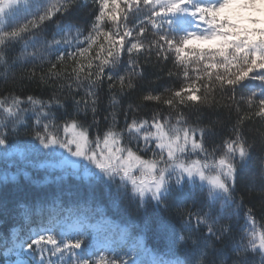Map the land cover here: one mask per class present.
<instances>
[{"label": "snow or ice", "instance_id": "obj_1", "mask_svg": "<svg viewBox=\"0 0 264 264\" xmlns=\"http://www.w3.org/2000/svg\"><path fill=\"white\" fill-rule=\"evenodd\" d=\"M93 4L97 6L96 11L91 14L87 36L81 39L84 29L72 19L73 11L83 7L79 0H52L46 7L37 6L30 12V19L12 26L11 30L7 27L9 19L21 9L29 12L33 2L0 0V64L5 63V49L10 44L22 40L25 34L34 40L36 31L56 17H67V20L57 22L56 33L47 41L56 58L54 62L49 60L48 76H42L41 83L49 86L48 80L61 79V73L56 71L59 66L67 61L74 64L71 73L66 74L71 112L55 94L48 100L33 95L0 97V160L13 166L28 165L35 163L30 154H42L45 160L36 167L44 168L49 176L58 173L54 179L73 176L90 189L103 184L113 196V203L130 198L139 202L138 212L145 214L149 205L159 212L168 211L172 206L170 201L181 202L177 213L184 227L179 234L170 224L159 222L170 247H187L191 242L198 257L196 264H217L216 258L209 259L212 257L210 242L228 240L226 247L231 264H255L250 257L256 255L260 264H264V224L257 223L251 207L245 212V227L239 240L232 235L231 223L221 224L222 220L231 221L233 215L238 216L244 206L243 195L237 199L236 185L238 175L251 161L253 147L243 133L245 118L240 117L231 135L210 151L205 144L210 129L189 124L178 110V106L208 103L209 92L214 99L219 90L236 105L237 112L240 111L237 93H240V99L249 109L254 108L248 118L252 115L264 118V0H93ZM144 10H147L145 19L138 18L129 27L132 14ZM145 20L154 36L147 47L143 39L146 29L141 26ZM106 23L111 27H105ZM73 48L76 51L70 50ZM145 50L149 56L155 50L157 59L163 54L164 60L171 53L174 64L182 70L184 82L176 89H165L170 95L149 92L142 97L146 102H162L177 111V116L173 122L170 116L161 118L157 112L151 122L133 118L130 122L126 120L124 128H119L116 112L119 100L112 89L118 84L120 93L125 94L135 87L133 78L141 75V65L131 58L134 53ZM93 51L94 57L86 64L79 62V57ZM124 51L129 60L124 73L118 74ZM169 75L173 73L170 71ZM105 81L111 93L108 106L112 110L105 116L107 127L101 135L98 112ZM57 87L63 89L65 85ZM81 90L84 95L78 96ZM28 111L32 112L30 127L34 143L26 142L25 150L19 151L9 137L18 135L21 128L28 131L24 115ZM89 113L91 123L79 119ZM94 125L95 137L91 134ZM125 134L142 140L144 147L137 151L125 145ZM41 149L46 151L41 153ZM140 152H151V157L145 158ZM261 180L264 182V167ZM252 188L249 184L248 191ZM261 193L264 195V184ZM201 198L207 211L193 213L187 209L185 216L183 202L191 199L195 203ZM217 203L219 214L213 218ZM87 211L83 205L65 206L59 197L33 210L25 209L20 223L25 238L20 241L15 226L9 233L12 247L8 251H16L18 257L14 264H181L178 259L162 257H153L147 262L129 261L125 257L109 260L103 248L99 249L100 254L90 252L85 247L86 236L91 232L95 238L101 231V221L91 222L85 214ZM33 216L39 218L38 229L31 228ZM202 226L203 239L193 238L192 234L199 233ZM109 231L117 235L115 242L123 244L132 239L125 256L149 255L127 228ZM185 232L189 235H184ZM219 264L226 262L220 260Z\"/></svg>", "mask_w": 264, "mask_h": 264}, {"label": "trees", "instance_id": "obj_2", "mask_svg": "<svg viewBox=\"0 0 264 264\" xmlns=\"http://www.w3.org/2000/svg\"><path fill=\"white\" fill-rule=\"evenodd\" d=\"M33 7L29 12L23 9L16 12L8 21V30L21 22H26L30 19V12L35 11L37 6L46 7L52 0H32ZM82 8L74 10L72 14L73 22H78L84 34L81 39L88 34V26L91 23V14L96 11L97 6L93 4V0H79ZM141 8L143 6L141 5ZM147 10L139 13H134L128 21L129 27L137 23L139 19H145ZM67 17H56L54 21L48 22L42 30H37L35 39L33 40L30 34H25L24 38L18 42L10 44L5 49V63L0 64V97L10 94L19 96L33 95L43 100H48L55 94L66 105L68 112L73 110L72 100L68 96V89L66 87L69 82L67 73H71L74 66L73 61H67L65 65L59 66L56 71L61 73V79L48 80L46 86L41 83V77H47L50 63L49 60L55 61L56 53L47 46V41L52 39V36L57 31V22ZM145 27L146 32L143 37L147 44L154 39L153 30L151 25L145 23L141 25ZM105 27H111L110 24H105ZM138 30V29H137ZM59 38V37H58ZM103 38H101L102 40ZM87 47V44L83 45ZM62 47L67 48L66 45ZM97 46L94 45V49ZM76 51L75 48L70 49ZM35 54V55H33ZM95 52L85 53L83 57H79V62L86 64L88 60L94 57ZM123 63L118 67V74H123L129 60L127 51L122 54ZM134 62L138 61L141 65V75L133 78L135 87L131 90H126L125 94H121L119 86L112 89V93L116 95L119 104L116 106L118 127L124 128L126 120L130 122L135 119H147L151 122L154 113H159L161 118L170 116L172 121L175 122L177 111L165 106L162 102H146L142 100L143 95L152 92L153 94L163 93L165 96L170 95V92H165V89H176L184 81L181 75L182 70L176 66L172 59V54L169 53V59L164 60L163 54L157 59L155 50L151 56L147 50L141 54L134 53L131 58ZM173 75H169V72ZM191 71V69H189ZM58 84H63V89L57 87ZM108 82L105 84L100 92V111L98 112L99 132L102 135L103 130L107 127L105 116L112 109L109 108V99L111 93L107 87ZM259 89H257V92ZM84 92L81 90L78 96H83ZM203 95V92L201 93ZM246 95V93H245ZM208 103L205 104H189L188 106L179 108L188 123L200 127L210 129L205 136L206 147L211 151L218 145H222L225 138L231 135V129L236 124L240 117H244L242 125L243 133L248 142L253 145L252 158L248 167L238 175L236 185L237 199L243 195L244 206L239 210V215H233L231 221L222 220L221 224L231 223L232 235L239 240L241 229L245 227V212L249 207L253 209V214L256 217L258 224H264V195L261 193V187L264 182L261 180V168L264 167V118H257L254 115L248 118V113L254 111L249 109L247 103L240 99V93H237V102L239 103L240 111L237 112L236 105L233 104L227 96H222L219 90L214 94L210 91L208 95ZM225 105H232L231 108ZM131 106V107H130ZM63 112V109L59 110ZM29 129L27 132L21 128L18 135H10V141L15 142V147L19 151H24L26 142L32 141L31 124L32 112L28 111L26 114ZM80 120L85 123H91V114L87 117L81 115ZM11 126L9 125V131ZM93 137L97 135V127L94 125L91 129ZM124 144L132 147L134 150L139 151L144 147L142 140H137L125 134ZM154 147V145H151ZM46 150L41 149V153ZM140 155L145 158L151 157V152H140ZM30 159L35 161L34 164L17 165L6 164L0 160V264H14L17 260L16 251L9 252L8 249L12 247L11 240L9 239L10 230L13 226L16 227L17 234L22 241L26 233L20 231V223L22 222V215L25 209L33 210L40 204L50 202L54 197H59L65 206L78 207L83 205L88 209L85 213L94 221L101 214L108 217L115 223L125 226L130 234L141 235L145 246L150 250L155 257H162L168 260H180L182 264H196L198 259L197 254L193 251L191 242L187 247L179 245L170 247L167 236L159 228V222L170 224L174 227L179 234L180 230L184 227L181 216L177 213V207L181 202L170 201L172 205L168 211L160 210L157 212L151 205H149L147 213L138 212L139 202H133L130 198H125L122 201L113 203V196L103 184L97 185L94 189H90L83 181L76 179L73 176H67L63 180H56L53 177L58 176V173L49 172L44 168L36 167V164L43 163L45 158L42 154H30ZM250 177V180L247 178ZM252 184V191H248V185ZM112 192L115 191L113 188ZM185 207V216L187 209L193 213L200 211H207L203 206V199H198L195 203L191 199L183 202ZM99 209V211H97ZM220 204L217 203L212 211V216L215 218L219 214ZM193 227L195 223L193 221ZM219 227V226H217ZM32 229L39 228V218L33 216ZM204 227H201L199 233H193L195 239H203ZM184 235H189L185 232ZM98 236L89 232L85 239V247L90 252L99 253V249L103 248L105 255L108 259H117L125 257L129 261L133 256L126 253L129 251L127 243H118L115 237L111 240L105 241L102 247H98ZM20 241H17L18 243ZM211 243L210 251L212 252L211 258H216L217 264L220 260H224L226 264H231V258L227 255L228 240L213 241ZM24 257H20L23 259ZM95 259V257H92ZM255 260V264H260L259 255L250 257ZM143 261L147 262L149 259L146 257Z\"/></svg>", "mask_w": 264, "mask_h": 264}, {"label": "rangeland", "instance_id": "obj_3", "mask_svg": "<svg viewBox=\"0 0 264 264\" xmlns=\"http://www.w3.org/2000/svg\"><path fill=\"white\" fill-rule=\"evenodd\" d=\"M247 179L250 180V177L247 178ZM98 220L101 221V231L98 234H95V235H100V236H98V239L102 238V240L98 241V247H102L104 244H106V242H105V241H107L106 237L113 236L117 240V238H118L117 235L114 234L113 232L109 231V229H117L118 230V229H121V228H126L125 226L119 225V224L115 223L114 221L110 220L108 217H106L103 214H101L99 217H97L92 222L95 223ZM104 220L108 221L109 223L108 224H104L103 223ZM131 236L133 238L139 239L141 241V243L143 244L144 248L149 253V255H147V256H145V255L137 256L135 253H131V255L133 256V259L143 260V259H145L147 257L149 259V261H150L153 257H155V255L153 253H151L150 250L145 246L144 240H143L141 235L131 234ZM131 243H132V239H129L128 242H127L128 247H129V245ZM157 258H159V257H157Z\"/></svg>", "mask_w": 264, "mask_h": 264}]
</instances>
